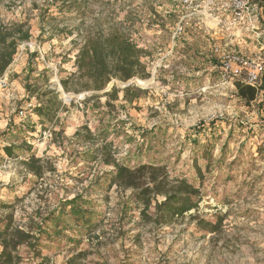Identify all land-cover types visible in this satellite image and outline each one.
I'll return each mask as SVG.
<instances>
[{"label": "rangeland", "instance_id": "obj_1", "mask_svg": "<svg viewBox=\"0 0 264 264\" xmlns=\"http://www.w3.org/2000/svg\"><path fill=\"white\" fill-rule=\"evenodd\" d=\"M223 3L215 0V7ZM53 4L0 0V24L26 23L31 33L0 76L12 83L10 93L0 97V122L11 119L8 128H0V145L13 143L14 156L30 155L43 168L40 176L17 178L19 183L0 190V232L11 216L13 229L21 227L32 237L31 246L18 247L17 264H264V74L257 102L244 105L235 80L223 78L214 49L196 51L195 44L184 41L196 22L175 36L183 15L179 0H85L63 13ZM251 4L258 5L260 16L250 25L227 30L215 20V47H220V32L234 33L235 44L221 48L264 62V31L254 28L261 17L264 23V0ZM65 24L72 35L54 37L52 28ZM121 25L146 52L142 61L151 77L111 82L106 91L114 84L146 91L132 105L117 102L111 112L105 97L85 104L91 92L66 93L60 80L76 71V44H82L83 36L98 26L109 31ZM26 84L57 90L62 107L54 120L36 114L19 120L17 112L28 104ZM32 103L39 105L36 98ZM85 125L96 138H105L103 128L110 126L115 158L129 167L162 166L171 179L193 184L201 192L199 208L170 225L147 223L131 189L108 188L113 166L84 160L89 149L100 145L76 141L75 133ZM195 128L199 131L191 133ZM45 130L52 139L41 137ZM61 131L56 141L55 133ZM77 195L94 204L95 232L78 227L68 215L58 219V227L45 224ZM153 213L154 208L147 212ZM2 251L0 241V255Z\"/></svg>", "mask_w": 264, "mask_h": 264}, {"label": "trees", "instance_id": "obj_2", "mask_svg": "<svg viewBox=\"0 0 264 264\" xmlns=\"http://www.w3.org/2000/svg\"><path fill=\"white\" fill-rule=\"evenodd\" d=\"M84 1L54 0L53 5H58L60 13H63L75 6L79 7ZM65 21H67L66 18ZM77 30L82 37L79 27ZM69 31V27L65 24L60 30L57 27L55 30L52 28V35L54 37L71 36L72 32ZM30 39L31 33L26 23L0 24V76H3L13 63L18 47ZM76 46L79 47L74 62L76 71L60 80L66 93L91 92L92 96L84 101L85 104L105 97V106L111 112L115 111L117 102L132 105L146 94V91L137 88L135 85L119 89L114 84L110 91H106L113 81L126 84L135 78L145 80L151 77L142 61L146 52L130 38V35L123 30L122 25L110 28L109 31L98 26L94 32H89L83 36L82 44H76ZM235 87L238 99L246 106H251L257 102L262 90L259 86L247 85L242 79L235 80ZM25 89L28 93L27 103H30L33 98L39 101V105L32 110V113L49 120H54L57 117L62 107V101L59 99V93L56 89L46 87L43 90L36 84H26ZM38 91H41L42 94L39 95ZM120 94H122V97H120ZM214 123L215 121L211 125ZM109 129L110 126L103 128V132L107 133L105 138H101V136L96 138L91 129L85 125L75 133L76 141L81 143L94 141L100 144L97 148L89 149L84 155V160L90 162L100 161L105 165L113 166L114 171L110 174L108 188L116 185L124 190L131 189L133 198L140 206L143 220L154 226L170 225L178 218H182L199 208L202 198L201 192L186 179H171L166 168L162 166L139 164L132 168L117 160L114 144L108 142ZM198 131L195 128L190 132ZM62 135V131L55 133V140L59 141ZM10 145L11 147L6 150V155L7 157H15L12 149L15 147L13 143H10ZM209 156L211 157V155H206V157ZM39 162L40 160L31 156L27 164L28 168L37 176H40L43 171L41 166H35ZM195 167L197 172L201 174V168H198L197 162H195ZM158 197H163V200H159ZM151 208H154L152 216L147 214ZM93 211H95L94 204L85 199L84 196L77 195L72 200L63 202L59 207V212L50 214L45 219V224L50 222L58 227L61 225L58 219L68 215L78 227L86 232L93 233L99 226L98 219L95 218ZM211 230L215 232V228H211ZM39 231L44 232L41 227H39ZM31 239L32 237L25 232L13 229L11 216H9L3 230L0 232V241L3 244V251L0 255L2 263L17 264L16 252L18 247L30 243ZM33 246L35 248V244Z\"/></svg>", "mask_w": 264, "mask_h": 264}, {"label": "built area", "instance_id": "obj_3", "mask_svg": "<svg viewBox=\"0 0 264 264\" xmlns=\"http://www.w3.org/2000/svg\"><path fill=\"white\" fill-rule=\"evenodd\" d=\"M182 4L183 15L177 24L175 36L181 35L192 22L198 25H203L205 31L210 33L215 32V20L217 26L228 28L252 23L251 20H258L260 9L251 4L252 0H224L221 6L224 16L216 15L219 8L215 7V0H208L204 6L199 5L198 0H179ZM227 15H226V14ZM210 24V25H209ZM255 28V27H254ZM214 53L219 56L220 69L225 80L242 79L247 85L256 87L264 74V62L260 59H251L237 52L226 50L221 47H215ZM12 86L7 76L0 78V97H5L9 94ZM38 104L28 103L20 108L17 112L19 120L27 119L34 116L32 110ZM11 119L6 117L0 122V128L6 129L9 127ZM43 139H52V132L45 130L41 132ZM0 190L8 188L13 182H22L26 178H32L34 173L28 168L27 164L30 160V155L7 157L5 148L11 147L10 143L2 142L0 145ZM19 183V182H18ZM21 230H24L20 227Z\"/></svg>", "mask_w": 264, "mask_h": 264}, {"label": "crops", "instance_id": "obj_4", "mask_svg": "<svg viewBox=\"0 0 264 264\" xmlns=\"http://www.w3.org/2000/svg\"><path fill=\"white\" fill-rule=\"evenodd\" d=\"M254 6L257 7L258 5L254 4ZM261 18L263 20V17ZM262 20L261 21L259 20L260 21V22L258 21L259 23L258 22L255 23V26H254L255 29L257 28V29H261V31H264V23L262 22ZM204 29L205 27L203 25H198L197 23H195V25L191 27L190 32L186 31L184 35V41H186L188 45L195 44L196 51H198V49L208 50V48H213V49L215 48V32L212 31L210 33H207ZM229 33L230 32H227V34L225 32H220L218 34V37L216 39L220 42V44H218L220 45V47H222L221 45H223V43L225 47L227 46L229 47L233 43L235 44L236 41L233 40L234 33H231V34ZM258 59L261 60L260 57Z\"/></svg>", "mask_w": 264, "mask_h": 264}]
</instances>
